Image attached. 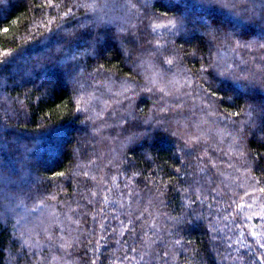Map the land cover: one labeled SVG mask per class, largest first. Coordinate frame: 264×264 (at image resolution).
<instances>
[{
    "label": "trees",
    "instance_id": "16d2710c",
    "mask_svg": "<svg viewBox=\"0 0 264 264\" xmlns=\"http://www.w3.org/2000/svg\"><path fill=\"white\" fill-rule=\"evenodd\" d=\"M0 264H264V0H0Z\"/></svg>",
    "mask_w": 264,
    "mask_h": 264
},
{
    "label": "rangeland",
    "instance_id": "374dc122",
    "mask_svg": "<svg viewBox=\"0 0 264 264\" xmlns=\"http://www.w3.org/2000/svg\"><path fill=\"white\" fill-rule=\"evenodd\" d=\"M158 72V71H157ZM152 75L153 79L155 80V84L158 85H163L165 87H167L168 89H170V91H173L174 85L173 83H171L170 81V77L167 76V78H165L164 74L159 72L156 73V71L152 70ZM109 92H105V93H99V94H87L84 98V103H88L90 108L94 109V108H98L97 110H100L101 108H103V104L105 103L104 99L108 98L109 94H107ZM87 111V110H86ZM210 126V125H208ZM207 126V127H208ZM192 128V125L191 127ZM210 130V128H209ZM211 132V131H210ZM206 135L205 131L201 132L200 135ZM48 214V213H46ZM39 223V226L36 227V229H31V226L29 227V233L33 236V237H39L43 234V232L45 233V231L51 230L52 226H53V222L51 221V218L49 216L45 217L43 220H38L37 221ZM33 225V224H32Z\"/></svg>",
    "mask_w": 264,
    "mask_h": 264
}]
</instances>
